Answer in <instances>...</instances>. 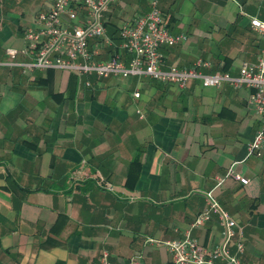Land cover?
Masks as SVG:
<instances>
[{"label": "crops", "instance_id": "1", "mask_svg": "<svg viewBox=\"0 0 264 264\" xmlns=\"http://www.w3.org/2000/svg\"><path fill=\"white\" fill-rule=\"evenodd\" d=\"M52 1L0 0V59L6 47L27 48L17 58H32L24 30ZM149 7L110 5L109 35ZM158 7L170 31L185 35L161 46L165 67L200 59L203 72L237 75L256 61L263 41L250 20L264 19V0ZM112 37L118 43L117 32ZM250 92L196 79L180 89L147 76L0 68V264H98L103 250L115 264H167L159 241L182 236L208 194L236 220L242 259L264 264V142L249 152L260 123ZM222 228L212 213L191 234L208 248Z\"/></svg>", "mask_w": 264, "mask_h": 264}, {"label": "built area", "instance_id": "2", "mask_svg": "<svg viewBox=\"0 0 264 264\" xmlns=\"http://www.w3.org/2000/svg\"><path fill=\"white\" fill-rule=\"evenodd\" d=\"M117 1L53 0L50 7L37 14L34 26L24 30L23 37L28 41V48L33 50L32 58H17L21 53H28L27 48L6 47V56L0 59V68L18 66L26 72L57 69L71 71L78 76H147L180 89L191 79L206 87L222 84L233 88L246 86L251 90L249 103L260 120L248 145L249 152L257 153L264 142V19L253 17L250 20L263 41L256 61L244 63L237 75L207 73L200 68L208 63L200 59L189 67L163 65L161 46L178 43L185 39V35H175L170 31L158 7V0H149L150 7L146 13L121 21L116 43L108 33L104 13ZM105 47L108 51L103 56L102 49ZM120 51L127 56L126 60ZM85 84L89 85V81L85 80ZM133 95L138 97L139 93L134 92ZM138 112L142 114L140 110ZM230 172L239 182H248L239 173ZM104 186L112 190L110 183ZM208 196L207 206L195 215L182 236L159 241L170 254L167 264H253L241 257L244 242L236 220L215 197ZM212 213H216L222 223L221 238L214 245L201 248L191 230L208 220ZM98 264L115 263L109 259L108 251L103 250ZM129 264H136V261L132 260Z\"/></svg>", "mask_w": 264, "mask_h": 264}, {"label": "trees", "instance_id": "3", "mask_svg": "<svg viewBox=\"0 0 264 264\" xmlns=\"http://www.w3.org/2000/svg\"><path fill=\"white\" fill-rule=\"evenodd\" d=\"M117 32V39H118V30L116 29V30H114V34ZM114 34L113 35H111V37L112 36H114ZM113 38V37H112ZM114 39V38H113ZM53 264H63V261H61V260H57V261H55Z\"/></svg>", "mask_w": 264, "mask_h": 264}]
</instances>
